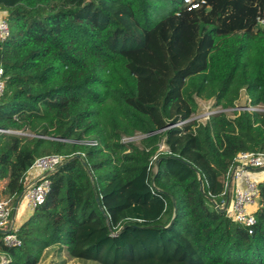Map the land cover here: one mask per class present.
<instances>
[{
	"label": "trees",
	"instance_id": "obj_1",
	"mask_svg": "<svg viewBox=\"0 0 264 264\" xmlns=\"http://www.w3.org/2000/svg\"><path fill=\"white\" fill-rule=\"evenodd\" d=\"M205 1L0 0L3 194L17 201L37 158L66 157L21 244L0 234L6 264H264V179L254 225L215 206L237 155L264 152V110L226 111L242 90L264 106V0ZM65 19L57 39L85 49L83 63L34 42L15 48L34 24L55 35ZM197 97L222 111L192 119Z\"/></svg>",
	"mask_w": 264,
	"mask_h": 264
},
{
	"label": "built area",
	"instance_id": "obj_2",
	"mask_svg": "<svg viewBox=\"0 0 264 264\" xmlns=\"http://www.w3.org/2000/svg\"><path fill=\"white\" fill-rule=\"evenodd\" d=\"M184 1L189 10L196 9L202 3L206 2L205 0ZM6 17V12L0 10V42L5 40L9 35V24ZM257 26L264 27V17L258 19ZM4 88V68L0 63V95L4 92ZM247 99L248 104L246 106H237L231 109V111L264 110V106L262 105H250L249 98L247 97ZM218 111H222V109ZM212 114L213 112H209L205 117L206 120H208ZM180 124H182V122ZM0 132H6V130L0 129ZM65 161L66 157L60 154H49L35 160L30 169L39 171L40 175L33 179L27 178V176L25 177L24 188L20 199V201L26 202L30 210L34 211L38 206L44 203L51 189V180L49 176ZM263 169L264 152H240L234 164L225 174V191L223 193L225 199L221 203H215V206L225 211L235 222L249 227L254 225L256 218L253 207L257 205L259 197L258 183L260 181L254 174ZM15 203L16 202H14L12 198L0 199V234H2L3 243L7 247L19 246L21 244V239L18 236L19 227L12 219L13 212L16 209ZM250 232H252V230H250ZM6 263V256L0 254V264Z\"/></svg>",
	"mask_w": 264,
	"mask_h": 264
},
{
	"label": "rangeland",
	"instance_id": "obj_3",
	"mask_svg": "<svg viewBox=\"0 0 264 264\" xmlns=\"http://www.w3.org/2000/svg\"><path fill=\"white\" fill-rule=\"evenodd\" d=\"M71 21H72V19H70V20H68V19L59 20L55 25L57 28L55 35H50V34L44 33L42 31V24H40V23L34 24L30 29L24 30L21 33L22 34L21 40L18 41L15 48L16 49L21 48V46H23L24 44H26L28 42H34L38 46H51L56 52L61 53L64 57L69 58L71 61H73L76 64H81L84 62V60L86 58L85 49H83L81 47H78V48L76 47V48H71L68 52H64L62 50L61 44L59 43V41L57 39V35H56L60 31L65 30L66 29V23H70ZM92 42L96 48H101V44L99 43L98 39L93 38ZM196 99L198 101L199 108H198L196 114H194V116L192 117V119L195 118L196 120H199L201 122H206L207 120L205 117L208 115L209 112L214 113V112L221 109L220 107L215 108L214 99H201L198 97ZM247 100H248L247 94L245 93V90H242L241 97L236 102V104L239 107L246 106L248 104ZM226 111L229 113L230 116H233L231 109H228ZM141 138H143V135L138 133L136 136H134L132 138H126V140L139 142L141 140ZM162 150H167V147L164 144L162 145ZM260 173H264V169L256 172V174H254V176H256L261 181L260 176L263 174H260ZM5 184H6L5 181H0V199H7V196L4 195L2 192L4 187L6 186ZM112 235L116 236V235H118V233H113ZM121 264H160V263L154 259H152V260L149 259L147 261H143L140 263L122 262Z\"/></svg>",
	"mask_w": 264,
	"mask_h": 264
},
{
	"label": "crops",
	"instance_id": "obj_4",
	"mask_svg": "<svg viewBox=\"0 0 264 264\" xmlns=\"http://www.w3.org/2000/svg\"><path fill=\"white\" fill-rule=\"evenodd\" d=\"M260 174H263L260 176L261 180H263L264 173H260ZM39 175H40L39 171L35 169H30L27 173V178L33 179V178H37ZM15 207L16 209L14 210L15 212H13L12 219L14 220L15 224L18 227H20L31 216L33 211L27 207L25 201H20L17 206L15 203ZM256 209H257V206H254L253 210H256Z\"/></svg>",
	"mask_w": 264,
	"mask_h": 264
},
{
	"label": "water",
	"instance_id": "obj_5",
	"mask_svg": "<svg viewBox=\"0 0 264 264\" xmlns=\"http://www.w3.org/2000/svg\"><path fill=\"white\" fill-rule=\"evenodd\" d=\"M74 159H82L81 154H76V155H74L73 157H71V158L69 159V161H72V160H74ZM85 164H86V163H85ZM202 188H203V187H202ZM20 199H21V195L18 197V199H17V201H16V206L18 205ZM96 199H97L98 201L100 200L99 195L96 196ZM14 212H15V211H14Z\"/></svg>",
	"mask_w": 264,
	"mask_h": 264
}]
</instances>
